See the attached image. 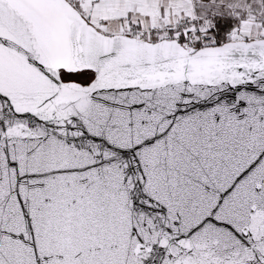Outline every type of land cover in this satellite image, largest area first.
I'll use <instances>...</instances> for the list:
<instances>
[{
  "label": "snow or ice",
  "instance_id": "6c2138e0",
  "mask_svg": "<svg viewBox=\"0 0 264 264\" xmlns=\"http://www.w3.org/2000/svg\"><path fill=\"white\" fill-rule=\"evenodd\" d=\"M0 264H264V0H0Z\"/></svg>",
  "mask_w": 264,
  "mask_h": 264
}]
</instances>
